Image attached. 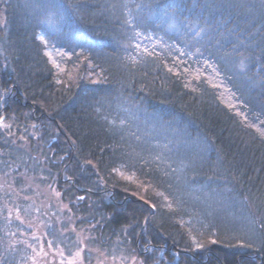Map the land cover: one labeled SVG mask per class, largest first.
Here are the masks:
<instances>
[{
	"label": "trees",
	"instance_id": "trees-1",
	"mask_svg": "<svg viewBox=\"0 0 264 264\" xmlns=\"http://www.w3.org/2000/svg\"><path fill=\"white\" fill-rule=\"evenodd\" d=\"M0 117V264H264V0H0Z\"/></svg>",
	"mask_w": 264,
	"mask_h": 264
},
{
	"label": "snow or ice",
	"instance_id": "snow-or-ice-1",
	"mask_svg": "<svg viewBox=\"0 0 264 264\" xmlns=\"http://www.w3.org/2000/svg\"><path fill=\"white\" fill-rule=\"evenodd\" d=\"M125 23H127L129 26L131 27H135V25L133 24V22L131 20H128V21H125ZM49 24L50 25H54V22L53 21H49ZM142 34L140 32H135V36L136 37H140ZM45 45L48 44V40L45 39V36L43 35H40L38 37ZM146 39H151V37H145ZM135 48L137 50H140L141 49V45L139 43L135 44ZM154 50H155V45H153V50L152 51H149V49L147 47L143 48V54L145 56H148V57H152L153 56V53H154ZM197 51H199V49H197ZM181 55H185L184 52L181 51L180 53ZM85 59H87V57H85ZM53 63L56 65L57 68H60V65L59 64H56L55 61H53ZM207 64V62H205ZM208 67H212V65H207ZM165 67L167 68V71L169 73H172L174 71V69L176 67H178V65L174 62L173 63V66H168V65H165ZM241 67H243V62H241ZM61 71H63V69H61ZM213 71H215V69L213 68ZM185 73L188 74V75H193L192 71L190 69H185ZM200 75L201 73L199 72V70H196V73H195V79L199 80L200 79ZM57 83H59V81H57ZM186 87L188 86L187 84L185 85ZM195 89L193 88V91ZM229 107L230 108H234L235 105L234 104H229ZM240 113H237V115H239ZM0 120H2V117H0ZM123 123V121L121 122ZM261 123L264 124V120H261ZM249 127H256V125L254 124H249L248 125ZM257 131L260 133L261 137H264V130H261L259 128H257ZM88 163H91V161H88ZM114 172H118V174L124 178V179H131V177H128V176H125L123 172H119V170L117 169H113ZM57 195H59V193H57ZM160 195H163L162 193H160ZM80 199H83V197H80ZM165 199H167L165 197ZM152 207H155V205H152ZM169 208H171V204L168 205ZM13 212L12 210L9 211V218L12 216ZM16 219L19 220L20 219V216L19 214L17 213L16 215ZM93 228L96 227V225H93L92 226ZM14 235V234H13ZM191 240H192V243L195 245L196 248H202L203 245L200 244L196 238L194 236H190ZM85 239H88L87 237H85L84 239H81L79 240L78 242L83 244L84 243V240ZM25 244H27V241H24ZM47 246L49 249H51L53 247L52 245V242L49 241L47 242ZM241 246H244V247H252L251 244H242ZM28 248H31L32 249V255L28 258L32 261V264H47V258L50 256V252L48 251H45L43 245H40L39 246V250H37L36 247H33V245L31 244H28L27 245ZM145 250L146 251H150V249L147 248V246H145ZM84 251L83 248H80L78 249L74 254H72L71 258L70 259H67L65 260L63 257H64V252L63 250H60V249H57V252H56V255L60 256L62 259L60 260V264H82V259H81V253ZM133 260V264H138V262L136 261L135 257L132 258ZM139 264H143V262H139Z\"/></svg>",
	"mask_w": 264,
	"mask_h": 264
},
{
	"label": "rangeland",
	"instance_id": "rangeland-1",
	"mask_svg": "<svg viewBox=\"0 0 264 264\" xmlns=\"http://www.w3.org/2000/svg\"><path fill=\"white\" fill-rule=\"evenodd\" d=\"M70 258H71V257H70ZM70 258H66V259L64 258V259L67 260V259H70Z\"/></svg>",
	"mask_w": 264,
	"mask_h": 264
}]
</instances>
